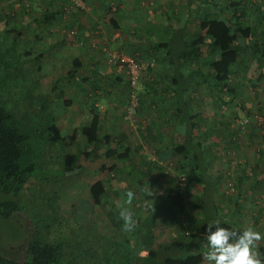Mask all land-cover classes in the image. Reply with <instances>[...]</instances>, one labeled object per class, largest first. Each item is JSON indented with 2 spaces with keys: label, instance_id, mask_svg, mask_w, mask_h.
<instances>
[{
  "label": "trees",
  "instance_id": "trees-1",
  "mask_svg": "<svg viewBox=\"0 0 264 264\" xmlns=\"http://www.w3.org/2000/svg\"><path fill=\"white\" fill-rule=\"evenodd\" d=\"M53 1L61 6L64 5L67 14V6L82 11L80 8H72L69 0H51V4L48 2V5H52ZM250 1L229 0L226 4L225 0H185L189 16L199 20L193 34L190 33L191 25L187 19L179 27L168 24V32L163 36L164 39L151 46V56L157 58L158 54L164 55V62L159 67L161 70L153 66H147L146 69L160 74L162 80H168V83L163 84L152 83L150 91L154 99L151 103L157 111H163L168 103L172 109L171 118L166 117L165 113L160 114L162 115L160 117H165V121L172 127L176 124L184 127V137L180 144L161 150L159 142L156 143L159 145L156 149L157 155L163 160L165 155L181 156L187 162L177 164L175 168L178 171L177 175H164L162 189L155 198L151 196L148 187L154 178L153 181H156L157 169L152 168L150 173L147 164L137 169L135 187L128 185L111 192L109 185L105 184L100 176L87 185L88 196L96 209L104 208L103 203L109 201L110 192L122 204L110 211L112 213L110 217H112L108 228L112 232V237L105 235L90 239L96 243L98 250L91 246L90 242L81 249L72 243L70 245L69 242L74 236L70 237L66 234H57L54 240H50L48 223L41 225L40 222H34L36 226L37 224L43 226V230L40 231V227L34 225V230L29 233V236L25 235L24 226L14 224L16 222L14 218L19 216L18 212L27 209L22 201L27 185L31 181L38 180L47 184L50 182H47L45 175L40 177V174L43 173V169L44 172L49 169L47 164L53 162L52 157L60 156L58 163H60L62 174L82 173L85 169L81 160L91 157L90 148L97 144L109 145L113 142V137L108 135L100 138V111L94 106V102L91 104L88 122L72 127L68 136H63L52 117L50 102L43 95L40 80L22 69V64L34 60L39 63L42 57V54L35 55L31 49H27L29 43L21 44L24 49L20 47L19 39L24 31L34 30L36 33L33 41L38 43L37 41L42 37L41 34L49 32L50 27L54 25L53 21L61 18V11L47 10L46 12L48 8L46 7L44 11L38 13V16L32 17L29 10L31 1L16 0L20 4L21 11L15 14L19 16L20 13L22 19L29 16L31 19L19 21L15 28L9 26L10 14H0V23L3 22V26L7 28L5 32L11 37L9 46L6 43L8 40L0 38V233L3 234V236L0 235V264H131L132 260L133 264H139L140 260H143L142 264H208L204 259V249L207 247L203 239L207 225L220 221L221 226L224 227L243 228L235 224L230 217L238 215L243 209L245 201L241 186L249 177L244 169H239L241 172L235 175L237 193L232 196L231 209L222 210V201L217 193L220 178L212 172L209 165L213 154L212 148L217 147L218 143L212 142L213 135L209 133L211 130L209 127L199 131L202 118L200 110L195 111L193 93L197 87L200 93L205 89L212 99L219 103V108L229 107L233 105L237 97L234 77L241 74V78L249 80L250 72L253 70L252 73L255 71L256 75L253 78L256 79L262 73L260 71L264 70V28L262 27L260 33H256L257 27L242 22L248 16L247 3ZM258 1L262 5L264 0ZM195 5H198L197 10L194 8ZM110 22L112 27L118 30V22L115 19H111ZM67 26L65 25L64 28ZM241 53H246L249 60L241 59ZM72 64L73 69L69 75L75 77L82 68V64L78 59H73ZM113 66L115 67V64ZM257 69L260 70L259 74ZM41 70L42 66L35 74L37 73L38 76ZM141 80L142 74L139 87ZM81 81L90 82L91 78L87 76ZM117 81L120 82V78ZM237 82L242 84L239 78ZM56 87V84L52 86L53 91ZM93 87L95 88V85H92ZM144 88L148 89L146 86ZM125 90L127 98L123 102L128 101L129 112V84ZM15 94L20 98L17 102L27 101L34 106L36 111L33 114L38 113L40 119L44 114H48L43 131L38 132V129H34L31 121L26 119V115L33 114L19 110L17 103L15 107L8 108L9 96ZM168 95L169 98H166ZM62 96H58V99H63ZM142 101V97L138 96L137 107L131 114L135 115L141 110ZM69 103L62 101L61 107L64 108ZM236 107L238 106L235 105L234 110ZM239 109L244 108H237ZM247 115L249 114H246V122L249 123L250 118ZM238 131L237 129L235 132ZM197 132L198 137L195 135ZM261 132H264V126L257 130L258 134ZM224 137L227 135L225 134ZM120 138L124 140L125 135L121 134ZM261 139L264 137L261 136ZM117 146L119 148L104 151L105 157L113 161H124L129 158L131 148H123L119 143ZM55 148H59L62 154L53 155ZM255 156L264 165L263 153L257 152ZM105 169L107 168L103 165L99 167L100 172ZM115 170H117L116 166L112 164L111 171ZM257 171L255 168L252 175L257 176ZM35 175L38 176L36 177L38 180L33 179ZM181 176L186 180L184 185L180 182ZM133 188L137 190V194ZM194 188L199 191V194L195 195ZM129 192L133 194L131 203H128ZM186 198L188 202H185ZM59 199V192L49 191L46 197L34 195L31 200L37 203L40 200L37 209H40V213H44V209L49 208L51 201H56L58 204ZM42 203L43 208H41ZM187 204L191 211L196 213L195 216L191 213L186 214ZM125 205L132 206V209ZM125 207L130 210L135 220V226L130 232L124 231V221L119 215ZM181 215L184 217L180 219ZM53 221L48 220V222ZM10 224L15 227L8 230L7 225ZM159 226L172 227V234L170 239L166 238L167 240L160 241L156 247H153ZM18 239L25 241L23 244L25 249L22 253L15 255L9 252L3 241L11 244ZM196 240H198V247L193 245ZM196 249L198 253L195 252ZM261 251L264 253V249ZM263 257L262 255V261H264Z\"/></svg>",
  "mask_w": 264,
  "mask_h": 264
},
{
  "label": "rangeland",
  "instance_id": "rangeland-1",
  "mask_svg": "<svg viewBox=\"0 0 264 264\" xmlns=\"http://www.w3.org/2000/svg\"><path fill=\"white\" fill-rule=\"evenodd\" d=\"M30 1L32 4H29V10L32 17H35V15L38 16V13L44 11L43 9L46 7H48L45 10L46 12L47 10L49 12H55L56 10L61 11V18H57V21H53L54 25L52 28H58L57 31L53 32L55 34H61L62 31L67 29V25L73 23L72 21L76 18H83V11L88 9L87 12H89V10H92V6H90L89 9L87 8V5L84 6L82 11L71 9L69 6H67V14L66 10H64V5L61 6V4L57 3L56 1H53L52 5H48V2L51 0ZM106 1H108L107 6L111 8V11L113 12V14L109 15V18L114 17L117 20L119 28L122 29L121 34L126 37L127 42L125 45H121L118 39L115 40L114 37L112 38L114 34L113 31L115 29L112 28L111 25L109 26V19L107 18L105 20L99 19V23H97L99 29L95 28V31L97 30L101 32V36L103 38H109L107 42L111 45V50L114 48V50L117 51L115 53L120 54L123 57L132 56L137 58L143 67L142 80L138 95L142 97L143 101L141 110L135 115L128 113V101L123 102V100H126L127 98V91L125 89L128 86V79L125 72L120 69L118 70V67L116 68L115 66V69L112 68L113 70H110L109 67H103L102 65H99L98 62L95 72L90 71L91 68H89L87 73L86 68L85 73L82 72L80 74L83 76L82 79L88 76L91 78V81L83 82L81 79L79 82L80 86L78 89H76V86L73 85L72 81L69 80V82H67L65 79L67 77L65 74L67 69L65 61H59L60 58L55 56L52 50L48 49L49 45L47 46L44 44L48 43L49 40H43L41 43V37L39 39V43L42 46H39L36 41H33V36L36 33L34 30L24 31L23 35L19 39L20 47L22 49L24 48L21 46V44L28 45L26 43H29L27 46L28 50L31 49L32 53L35 55L42 54L39 63L36 60L27 62L26 64H22V69L37 77V79L40 80V84H44V88H42L43 95L48 98L49 102H51L52 99H58V96L62 95V97L66 99H68L69 96H71L72 99H75L76 97H78V99L83 97L86 98L87 101L90 100V102L91 99H96V101L100 103L102 100H105L109 104L107 110L108 113L111 112L109 109V106H111L115 108L114 111H116V115L119 116L120 112L123 115L118 123L115 124V129L111 128V133H109V129L106 128L109 125V121H103L99 136L102 138L104 136H108L109 134L113 137V142L109 145L97 144L96 146H92L90 148L91 157L81 160V164L85 169L82 173L74 172L71 174H62L60 172V163H58V161H60V156H58V158H51L53 162L47 164L49 167L48 170L44 172L43 169L42 174H40V172H36V174H40V177L45 175V177L48 179L47 182H50L47 184L41 180L39 181L38 178H36L38 176L35 175L33 179H37L38 181H31V183L27 185L23 195L24 197L22 199L23 204L27 209L26 211L18 212L19 216L14 218L16 221L14 222L15 225L17 224L19 226L22 225L25 227L24 232H26V236H29V233L34 230L33 226H36L34 222H40L42 223L41 225L48 223L50 225V240H54L57 234H66L70 237L74 236L71 242H68L70 245L72 243L73 245L78 246V248L80 247V249L89 245L90 242L91 246L98 250L99 248L96 247V243L92 240L90 241V239H92L94 236L99 237L107 235L112 237V232H110V229L108 228L110 218L112 217H110L112 214L110 211L114 209L115 206L120 207L122 204H120V202L111 195V192L128 185L135 187L134 182L137 180L138 175L137 169H139L140 166L145 167L147 164V168L151 171L150 173H152V168L157 169V179L156 181H153L155 180L154 178L148 187L149 191L151 192V196L155 198L162 189L161 184L164 180V175H177L178 171L175 169L177 164H185L187 162V160L181 156L165 155L166 157L163 160L157 155L156 149L159 145L156 143L159 142L161 150L180 144L184 137V127L177 124L175 127H172V125L165 121V117H160L162 116L160 114L165 113L166 117L171 118L170 115L172 113V109L168 103L163 111H157L155 106L152 105L151 102L153 101L152 99H154V96L152 95L153 93L150 91L152 88V83L163 84L168 83V80H162V78L159 76L160 74L147 71L146 66H153L155 69H160L159 67L162 66L161 63L164 62V55L158 54L157 58H153L151 56L152 50L150 48L154 43L164 39L163 36L167 35L168 32V24L179 27L187 19L191 25L190 33L193 34L192 32H194L195 28H197L199 20L189 16L185 0ZM228 1L229 0H225L226 4ZM247 4L248 16L243 19L242 22L248 25L251 24L253 27H257L256 33H260L262 27L264 28V15H260V13H264V1L262 5H260V1L258 0H251ZM194 8L198 9V5H195ZM20 11V4L19 2L17 3L16 0H0V14H10V27L15 28L17 26L16 23L23 19L27 21L31 19L29 18L30 16L23 17L22 19L20 13L19 16L15 14L16 12ZM87 12L85 11L86 15ZM133 22L134 26L132 25ZM2 23L3 22L0 23V38L5 41L8 40L6 43L9 46L11 44V37L5 32L7 28L4 27ZM65 25L67 26L66 28H64ZM108 29H110V31L113 33H110ZM43 34L47 35L48 33L44 32L41 35ZM99 36L100 34H97V37L95 38L98 39ZM40 48H42V50ZM89 52L90 54H96L99 52V50L91 49L89 47L87 48L86 53ZM52 56L53 59L54 57L58 58L56 61H59L60 64H56L55 61H51ZM100 56L103 58L102 55H97L95 58H99ZM105 57H107V54H105ZM240 57L243 60L246 58L248 59V55L246 53H241ZM51 64L57 67L62 66V68L59 69V72L55 71L53 74L49 73V71H42L43 78L41 77V73H39L38 76L37 73L35 74L40 66L45 69V67L48 68L51 66ZM237 69L242 71L239 68ZM252 71L250 72L249 80H244L243 77L241 78V74L237 75V77H234L233 82L235 85H237V97L234 99L233 105H230L229 107L226 106L219 108V103L214 101L205 89L202 91V93H200L197 87L193 93L195 111H198L199 109L202 118L199 131L209 127L211 129L209 133L213 135L212 142L214 141L218 143L217 147L212 148L213 154L210 157L209 165L211 166L212 172L216 174L218 178H220L217 184V193L218 196H220V201H222V210L225 211L230 210L232 206V196L234 193H236L235 175L241 172L239 169H244V171H247L248 167H250L252 168L250 172L253 174V169L256 168L257 162L261 163L259 158L255 156V153L261 152L264 155V139L259 138L261 135L257 133V130L264 126V76H262L264 75V70L260 71L257 69L258 74L260 72L262 73H260L256 79H254L256 76L254 74L255 71L253 73ZM77 78L79 79L80 75ZM118 78H120V82H117ZM238 78L239 80L241 79L242 84L237 82ZM53 83H55L57 86L55 92L52 89ZM118 84L121 87L120 89L117 88ZM92 85H95V88L93 87L94 89L92 88ZM144 86H146L148 89H145ZM58 91L60 93H58ZM72 93H76L78 96H73ZM51 94H53L52 99ZM166 98H169V95ZM19 99L20 98H18L16 94L13 96L10 95L7 103L8 108L15 107V104L17 103V108L19 110L29 114L35 113L36 110L34 106H32L27 101L17 102ZM108 99L110 100L108 101ZM235 105L238 106L236 107V110H234ZM95 107H97L99 111H104L102 105H97ZM237 108L244 109L237 110ZM168 111L169 113H167ZM246 114H249L247 115L250 118L249 123L246 122ZM19 115H21L20 112ZM52 117L55 119L56 123L58 122L60 129H63L61 130L62 133L67 131L71 132L72 127L82 125V121H72V115L67 113L63 118H59V113L52 114ZM236 117L238 118L237 120ZM26 119L31 121V125L34 127V129H38L37 131L41 132L46 124L45 121L48 119V114L41 116V119L38 113L36 115H26ZM80 120H82V118H80ZM118 125H120V128ZM116 127H118V129ZM237 129L239 131L236 133L235 131ZM121 134L125 135L124 140L120 138ZM225 134L227 137H224ZM195 135L198 137V132L195 133ZM234 135L236 136L232 137ZM118 143L122 144L123 148H131L132 151L129 158L124 161H113L106 158L104 151L107 149L119 148L117 146ZM54 154H62V151L59 148H55L53 155ZM112 164H114L117 169L114 172L111 171ZM102 165L107 169H105L103 172H100L99 167ZM259 168L260 170L258 169L259 172L257 171L256 174L259 175V173H261L264 175V168ZM152 175L154 176V174ZM99 176L105 184L109 185L111 190L109 193V201H105L103 203V209H96L94 207L87 191V185L96 180ZM180 182L184 185L186 180H184V178L181 176ZM133 190L137 194V190L135 188H133ZM49 191L59 192L60 199L58 204L56 201H51L49 208L44 209V213H40V209H37V207L40 205V200H38L37 203L35 200L31 199L34 195H36V197H46ZM193 192L195 195L199 194V191L195 190V188L193 189ZM185 202H188V198H186ZM43 206L44 204L42 203L41 208H43ZM125 206L132 209V206L130 205ZM185 209L187 210L186 214L189 215L191 213L195 216L196 213L191 211L188 204L185 206ZM242 212H244V209ZM247 215L246 212H244L243 215L239 213L236 216H231L230 219L241 227L252 225L253 221L258 220V218ZM182 217L184 216L181 215L180 219ZM259 219L263 221L261 224V230L263 232L264 217H260ZM48 220L54 221L48 222ZM41 225L37 224V226L40 227V229H37L40 231L43 230V226ZM13 227L15 226L11 224L7 225L8 230H10V228L12 229ZM168 227L169 226L157 227V237L153 247H156L160 241H164L170 236V234H172V227ZM73 229H75V231ZM87 229L91 230L92 232L88 231ZM8 233L10 232L8 231ZM0 235L3 236L2 233H0ZM117 240H120V238H117ZM24 242L25 241L22 239H18L11 244L3 241V243L6 244L9 252L14 253L15 255H18L24 251ZM206 251L207 249H204V253ZM91 261L93 262V260ZM140 261L141 262H139V264H142L143 260ZM131 264H133V260L131 261Z\"/></svg>",
  "mask_w": 264,
  "mask_h": 264
},
{
  "label": "crops",
  "instance_id": "crops-1",
  "mask_svg": "<svg viewBox=\"0 0 264 264\" xmlns=\"http://www.w3.org/2000/svg\"><path fill=\"white\" fill-rule=\"evenodd\" d=\"M82 1H84L85 5H87V8L90 9V6H92V10H89V12H87L88 9L85 10L87 12V15L85 14V11H83L82 12V14L84 15L83 18L78 17L75 20H73L72 22L74 24L72 23L70 25L71 26L73 25L74 27H71L70 25H68L67 29L62 31L61 34L53 33L54 31H57L58 28L53 29L52 28L53 26H52L49 29L50 31L47 32L48 33L47 35H44V34L42 35V41H41V43H42L43 40L44 41L49 40L48 43H44V44L47 46L49 45L48 49L52 50L54 52V55L57 56L58 58H60L59 61H65V64L67 66V69L65 72L67 77L65 79L67 80V82H69V80L72 81L73 85L76 86V89L79 88V86H80L79 82L83 77V76H81L80 73H82V72L85 73L86 68H87L86 72L89 70V68H91L90 71L95 72V68L99 62V65H102L103 67H109L110 70L115 69V67L113 66V63H111L109 61V58L105 57V53H103V50L106 49L108 52H111V53L117 52L114 50V48H113V50L110 49L111 45L107 42V40L109 38H103L101 36V32H99L97 30L95 31V28L99 29L98 28L99 26H97V23H99V19H102V20H105L106 18L109 19L108 20L109 26L110 25L112 26L110 20L115 19V18L114 17L109 18V15L113 14V12L111 11V8H109L107 6L108 1H106V0L105 1L104 0H91V1L82 0ZM132 25L134 26V22ZM120 29L121 28H118V30L113 31L114 34H113L112 38L114 37L115 40L118 39L120 41L121 45H125L127 40H126V37L121 34L122 29L121 30ZM108 30L110 33H113L110 31V29H108ZM71 31H74L75 34L72 35L70 33ZM116 32H118V33H116ZM50 33H53V34H50ZM97 34H100L98 39L95 38V37H97ZM110 36H111V34H110ZM38 45L39 46L41 45L39 43V41H38ZM38 45H37V47H38ZM89 47L91 49L99 50V52H97L96 54L102 55L103 58L101 56L99 58L98 57L95 58V56H97L96 54H90V52L86 53L87 48H89ZM40 49L42 50V48H40ZM58 58L54 57V59H53V56H52L51 61H53V62L55 61L56 64H60L59 61H56ZM73 59L80 60V63L82 64V68L79 70L78 75H76L75 77H70L69 74L73 69V64H72ZM60 68H62V66L57 67V66H53L52 64L48 68H46V67H45V69L42 68L41 77L43 78L42 71H49V73L53 74L55 71L59 72ZM79 75H80V78L78 79L77 77ZM117 82H119V81H117ZM54 85H55V83H53L52 86H54ZM82 85H85V84H82ZM41 86H42V88H44V84H41ZM117 88H119V89L121 88L119 86V84L117 85ZM52 95L53 94H51V99H52ZM72 95L75 96L77 94L72 93ZM109 100L110 99H108V101ZM62 101H66V102H70V103L66 104L65 105L66 107L63 108V107H61ZM93 102H94L95 106L102 105L104 111L103 112L100 111V116H99L100 117V125H102L104 120H105V122L109 121V125L106 128L109 129V133H111V131H112L111 128L115 129V124L118 123V121L121 119L122 113L120 112L119 116L116 115L115 114L116 111H114L115 108H113L111 106H109V109L111 110V112L108 113L107 110H108L109 104L105 100H102V102L100 103V102H97L96 99H93V101L91 100V102H90V100L87 101V99L83 98V97H81L79 99H78V97H76L75 99H72L71 96H69L68 99H66V98L52 99V101L50 102L49 105L51 107L53 114L59 113V116H60L59 118H61V117L63 118L65 116V114L67 113V114L72 115V117H73L72 121H76V120H77V122L82 121L81 124H83L85 122L87 123L89 118H90V108H91V103L93 104ZM80 118H82V120H80ZM56 124L59 127L58 122ZM118 127L120 128V125H118ZM118 127H116V128L118 129ZM61 130H63V129H60V131ZM69 133H70V131L69 132L67 131L65 133L61 132V134L63 136H66V135L68 136ZM263 134H264V132H261L260 135L264 137ZM261 136H259V138H261ZM259 167H261L262 169L264 168V165L262 162L261 163L258 162V164L256 166L257 170L258 169L260 170ZM250 170H252V168L248 167L246 174L249 178L244 180V183L241 186L242 196H244L243 199L245 201L243 209H244V212H246V215L248 214L247 216H252V217L258 218L257 221H253L252 226L254 228H256L257 230L262 232L261 224L263 221H261L259 218L264 217V175L259 173V175L257 174V176H254V175H252V172H250ZM236 191H237V188H236ZM243 209H241L240 212H242ZM244 212H242L240 214L243 215ZM262 233H264V230ZM170 237L171 236H169L167 239H170ZM196 239H198V238H196ZM193 245H195V247H198V240H196ZM261 249H264V241L260 242V247L258 250L259 251V258L262 260V255L264 256V253H262ZM195 252L198 253V249H196ZM263 259H264V257H263Z\"/></svg>",
  "mask_w": 264,
  "mask_h": 264
},
{
  "label": "clouds",
  "instance_id": "clouds-1",
  "mask_svg": "<svg viewBox=\"0 0 264 264\" xmlns=\"http://www.w3.org/2000/svg\"><path fill=\"white\" fill-rule=\"evenodd\" d=\"M128 203H131L132 193L129 192ZM120 218L124 221L126 232L133 230L135 220L128 208H123ZM206 235L203 237L207 251L204 259L208 264H264L259 258L260 242L264 241V233L252 225L241 229L221 226L220 221L207 225Z\"/></svg>",
  "mask_w": 264,
  "mask_h": 264
},
{
  "label": "built area",
  "instance_id": "built-area-1",
  "mask_svg": "<svg viewBox=\"0 0 264 264\" xmlns=\"http://www.w3.org/2000/svg\"><path fill=\"white\" fill-rule=\"evenodd\" d=\"M72 5V8L84 9L85 4L81 0H69ZM72 35L75 34L74 31L70 32ZM103 53L107 54L109 61L115 66H118V69L125 72L128 84L130 85L129 99H130V108L129 114L133 112L138 104V87L140 82V77L143 71L142 64L139 60L132 56L123 57L117 53L108 52L106 49L103 50ZM147 68V66H146Z\"/></svg>",
  "mask_w": 264,
  "mask_h": 264
},
{
  "label": "flooded vegetation",
  "instance_id": "flooded-vegetation-1",
  "mask_svg": "<svg viewBox=\"0 0 264 264\" xmlns=\"http://www.w3.org/2000/svg\"><path fill=\"white\" fill-rule=\"evenodd\" d=\"M20 258V257H19ZM23 258V257H22Z\"/></svg>",
  "mask_w": 264,
  "mask_h": 264
}]
</instances>
